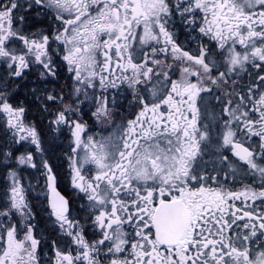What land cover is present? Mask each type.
Returning <instances> with one entry per match:
<instances>
[{
  "label": "snow or ice",
  "instance_id": "1",
  "mask_svg": "<svg viewBox=\"0 0 264 264\" xmlns=\"http://www.w3.org/2000/svg\"><path fill=\"white\" fill-rule=\"evenodd\" d=\"M0 68V264H264V0H0ZM33 73L69 133L79 215L18 100ZM85 116L113 131L97 139ZM36 153L59 234L43 247L17 171Z\"/></svg>",
  "mask_w": 264,
  "mask_h": 264
},
{
  "label": "flooded vegetation",
  "instance_id": "2",
  "mask_svg": "<svg viewBox=\"0 0 264 264\" xmlns=\"http://www.w3.org/2000/svg\"><path fill=\"white\" fill-rule=\"evenodd\" d=\"M51 18H33V22L30 25V31H38L42 27H51L52 25ZM177 40L178 43L186 47L187 49L192 50L193 52L196 50V41L193 36H190L187 32L177 26ZM0 72H2V68H0ZM67 73L61 70V79L57 81H53L48 84V88L50 89H59V87L66 83ZM36 75L33 73L29 77V81L23 85L18 92V100L23 102L24 106L28 109L25 114L26 123H30L36 127L37 131L41 135V141L43 146H47L50 148V156H45L48 160V163L53 167V171L56 174V190L60 193V195L64 196L68 201L71 209L77 215L78 209L84 201L81 199L82 194L78 192L72 186V168L70 164L69 157L72 155L71 153V141L69 138V133L64 131L61 133H56L51 130L50 125L47 122L46 113H42L38 108V102H34L32 96L30 95V87L36 83ZM121 103H125L121 101ZM124 115H128L129 111H125L121 109ZM85 119L88 121L89 129L88 134L95 136L99 139L101 136H108L113 128L111 125H101L95 123L92 119L85 116ZM119 120V117H117ZM255 140V138H253ZM12 137L10 135V131L7 129L5 119L2 115H0V161L3 160V153L9 150L8 145L11 144ZM255 147V144H253ZM36 160L38 163L37 169L31 168H17V171L21 174L23 182L26 188L27 198L32 206V210L35 214V225L36 232L38 238L42 239V247L44 242H47L53 238H59V234L57 233L52 218L49 216L48 209V198L50 195L48 183L45 175L43 174V169L40 167V154L36 153ZM235 160V158H232ZM2 166V165H0ZM88 167L85 166V174L91 175L88 172ZM9 170H11V166H9ZM249 179H245L243 182L248 183ZM8 183L7 177L3 171H0V196L3 195L5 185ZM259 183L258 181L256 182ZM234 187L239 189L240 182L237 181L234 184ZM47 251V249H45Z\"/></svg>",
  "mask_w": 264,
  "mask_h": 264
},
{
  "label": "rangeland",
  "instance_id": "3",
  "mask_svg": "<svg viewBox=\"0 0 264 264\" xmlns=\"http://www.w3.org/2000/svg\"><path fill=\"white\" fill-rule=\"evenodd\" d=\"M44 149H45V151H44V157L47 155V156H50V148H48L47 146H44ZM46 159V158H45ZM47 160V159H46ZM48 161V160H47Z\"/></svg>",
  "mask_w": 264,
  "mask_h": 264
}]
</instances>
